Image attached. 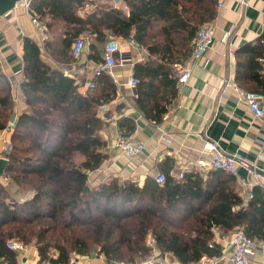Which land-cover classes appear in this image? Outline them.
<instances>
[{
  "label": "trees",
  "instance_id": "16d2710c",
  "mask_svg": "<svg viewBox=\"0 0 264 264\" xmlns=\"http://www.w3.org/2000/svg\"><path fill=\"white\" fill-rule=\"evenodd\" d=\"M85 1L33 0L32 10L40 16L52 14L66 22L59 41L50 37L46 48L69 62L74 59L73 42L85 33L94 34L97 42L108 36H134L150 53L134 65L139 81L137 102L147 117L160 121L176 95L175 67L190 56L200 25L216 17L217 0H125L128 11L97 5L84 17L78 9ZM155 24H159L163 41L154 38ZM251 44L249 53L238 51V72L245 76L256 67L247 76L264 84L260 79L264 33ZM41 53L40 44L26 36L21 90L27 110L19 114L11 134L14 147L7 155L6 173L0 177V192L5 177L19 171L33 195L22 201L0 199V264H19L17 252L8 246L15 236L26 242L35 240L40 264H69L71 252L89 253L90 242L108 262L142 264L158 251L188 264L223 254L215 239L217 231L224 235L242 229L264 240V187L254 185L253 196L245 204L236 190L235 176L220 169L205 176L192 170L180 179L166 170L162 184L151 176L142 184L113 176L85 190L89 172L109 158L101 135L107 120L98 110L114 97L113 83L104 73L96 78V87L102 86L100 93L84 95L74 77L51 66ZM89 56L103 59L95 53ZM13 108L12 84L0 67V131L9 126ZM118 124L126 136L135 130L131 117H121ZM77 157L82 158L79 164ZM60 227L70 232L65 236L69 245H53L48 239L50 231Z\"/></svg>",
  "mask_w": 264,
  "mask_h": 264
},
{
  "label": "crops",
  "instance_id": "0c3cea01",
  "mask_svg": "<svg viewBox=\"0 0 264 264\" xmlns=\"http://www.w3.org/2000/svg\"><path fill=\"white\" fill-rule=\"evenodd\" d=\"M242 1L225 0V5L217 11L216 17L212 20L215 25V38L204 59L197 65L193 64L190 54L185 62L180 64L181 67L191 68V77L186 83H179L177 80L176 95L167 104V111L163 113L160 121L145 115L138 105V98H133V89L128 84L129 78L134 76L135 63L145 61L150 53L141 45L131 47L127 43L122 44L129 61L115 67L114 76L108 74L114 90V97L105 102L110 105L106 112L109 117H106L100 107L98 110V113L107 120L101 135L106 141L105 151L109 154V158L98 168L102 175L118 177L121 180H134L140 184L144 183L147 176L154 177L158 172L164 173L166 170L174 176L183 168H187V172L197 170L205 176L211 169L209 157L202 153V147L206 140H214L226 154L237 156L238 160L244 159L252 164L254 172L251 177L247 168L242 165H238V177H235L236 190L244 198L245 204L249 200L248 194L254 185L259 184L264 187V175L255 171L256 168L264 170V116L254 117L248 104L239 99L232 88L224 87L225 80L230 79L245 90L264 92V84L248 78L250 72L254 73L257 70L256 67L248 69L245 76L238 72L240 57L238 51L244 49L243 53H249L252 49L249 44H256L264 33V0H247V6H244ZM97 5L94 0H86L78 9V13L85 17ZM113 7L122 9L120 6ZM32 13L45 26L48 36L46 41L50 37L59 41L58 36L64 33L63 30L66 27L65 20L54 18L52 14L40 16L34 8ZM31 15L20 8L0 15V67L12 84L14 108L11 122L13 126L19 114L27 110L21 90L24 79L23 43L26 36L40 44L42 58L47 63L61 68L75 78L80 93L84 95L88 91L94 93L101 91L100 84L93 89L87 87L89 81L97 78L93 76V71L90 69V66L97 61L89 55L95 53L103 57L104 44L112 38L108 36L106 41L97 42L94 34L85 33L80 36L88 39L82 57L63 62L56 59L52 53L44 51L45 43L41 45V33L32 22ZM50 23L53 26L50 27ZM228 31L230 34H227ZM115 37L122 41L126 39ZM258 60L262 61V58ZM175 68L178 79L180 69L178 66ZM260 72L263 73L260 79L264 81V69ZM124 116L131 117L135 122V130L128 136L145 143L144 151L133 158L124 156L115 148L117 135L123 134L118 121ZM13 130L14 127L12 132L5 129L0 131V151L2 138L5 136L11 138ZM249 178L251 186H242L241 179ZM231 234L232 232L224 235L218 231L216 233L215 239L223 247L221 256H203L192 263L234 264L228 250L229 245L224 241V238H230ZM17 255L19 264H40L38 251L34 245L25 246L22 251L17 252ZM70 258L76 260L75 264H119L108 262L103 254L72 253ZM149 258H152L155 264H184L170 253L155 251ZM251 264H264V256L257 252L252 257Z\"/></svg>",
  "mask_w": 264,
  "mask_h": 264
},
{
  "label": "built area",
  "instance_id": "2783aa9c",
  "mask_svg": "<svg viewBox=\"0 0 264 264\" xmlns=\"http://www.w3.org/2000/svg\"><path fill=\"white\" fill-rule=\"evenodd\" d=\"M32 2L33 0H17L16 8L25 10L32 15V22L38 27L41 36L40 43L43 46L46 39L48 38L45 31V26L40 23V21L32 13ZM244 6L248 5L247 0L242 1ZM225 5V0H217V9H221ZM15 8V9H16ZM14 9V10H15ZM230 34V31L227 32ZM215 38V25L213 21L206 22L197 29L194 38L192 39V52L190 60L193 64H199L201 60L204 59L207 51L211 48ZM127 43L131 47H137L139 44L134 36H130L124 41L117 37H112L107 40L103 48V59L101 61L95 62L90 66L93 71L94 77H99L104 73L114 76L113 72L115 67L124 65L129 58L126 57L125 51L122 48V44ZM86 40L83 37H78L72 44V54L75 59L82 57L84 49L86 47ZM24 62L22 61V68ZM180 69V74L178 76L179 83H186L191 77L192 71L190 67H181L180 64L177 65ZM138 78L131 76L129 78L128 84L133 89L132 96L137 99L139 94L136 90L138 84ZM88 89H93L96 87V79L89 81L87 83ZM224 87L232 88L238 95L239 99L245 101L249 108L251 109L254 117L261 118L264 116V92H254L244 90L237 82L230 79H226L224 82ZM110 108L108 103H104L100 106L102 112L106 113ZM13 122L5 128L8 132H12ZM115 148H117L124 156L133 158L141 154L145 149V143L139 140H134L129 136L124 134H118L115 140ZM11 151L10 140L6 137L2 138V149L0 151V157H6ZM202 153L209 157L210 169H220L227 173L238 177L237 167L238 165L245 166L247 168L248 174L251 177L253 175L254 169L252 164L247 163L244 159L238 160L237 156L228 155L220 147L219 143L214 140H206L202 147ZM188 171L187 168H183L178 173L174 175L175 178L180 179L184 177V174ZM158 183H164L166 180V174L163 172H158L154 176ZM242 186H251V180L241 179ZM252 191L248 194L251 198ZM224 241L229 245V253L231 255L232 262L234 264H251L252 257L260 252L264 256V240H256L248 236L244 230L236 229L232 232L230 238L225 237ZM8 246L10 249L16 252L22 251L25 248L24 243L17 239H10L8 241ZM91 254L100 255L101 253L93 252ZM89 254V255H91ZM76 260L74 258L70 259L69 264H75ZM142 264H155L152 258L145 260ZM197 264V263H190Z\"/></svg>",
  "mask_w": 264,
  "mask_h": 264
},
{
  "label": "rangeland",
  "instance_id": "374dc122",
  "mask_svg": "<svg viewBox=\"0 0 264 264\" xmlns=\"http://www.w3.org/2000/svg\"><path fill=\"white\" fill-rule=\"evenodd\" d=\"M94 1H95V5L98 4V5L120 6V7H122L123 10H128V5H127L125 0H120V1L119 0H94ZM158 27H159V24H155V26L152 28L151 31L154 33V36H155L154 38L156 41H163L164 36L158 30ZM85 40H86V42H88V39H85ZM88 47H89V45H88ZM44 51H47L48 53H52L46 47H45ZM55 58L60 59L56 56H55ZM6 138H7V140H10L11 150H12L14 147V143H13L11 138H9V137H6ZM22 143L23 142H19V145H21V146L27 145L26 143H23V144ZM76 159H77V162H76L77 164H79L82 161L81 160L82 158H80V157H77ZM101 173L102 172H99L98 169L89 172V178H90L89 179L90 180L89 185H88L89 188L95 187L102 182H106V181L110 180L111 177L109 175H102ZM104 174H106V173L104 172ZM32 195H33V190L29 188V184L26 181H24V177L21 175V173H19V171L9 173V176L5 177V187L0 192V199H5L7 202H13L15 200L22 201L24 199L31 197ZM7 229H11V226L9 225L7 227ZM65 236L69 237L70 232H68L67 229L60 227V228L54 229L53 231L51 230L49 235H48V239L50 240V242L53 245L54 244L56 245L58 243H65V244L69 245V243H68L69 238L66 239ZM13 238L21 241L22 243H24L25 246H31V245L36 246L35 240H32L30 242H26L21 236H15ZM147 240L149 241V243H151L152 242L151 236H148ZM90 244H91L90 245V251H88L89 252L88 254H91L93 252L100 253L98 250V247H94L93 243H91V242H90ZM51 251L53 252V251H55V249L52 248ZM72 253H74V252H71V254ZM145 260H147V259H145Z\"/></svg>",
  "mask_w": 264,
  "mask_h": 264
},
{
  "label": "water",
  "instance_id": "95a60500",
  "mask_svg": "<svg viewBox=\"0 0 264 264\" xmlns=\"http://www.w3.org/2000/svg\"><path fill=\"white\" fill-rule=\"evenodd\" d=\"M17 0H0V15L7 14L8 12L14 10L16 8ZM10 160L6 156L0 157V177H2L5 172L6 168L9 164ZM255 171L261 175H264V170L256 168ZM88 186H86L85 190H88Z\"/></svg>",
  "mask_w": 264,
  "mask_h": 264
}]
</instances>
